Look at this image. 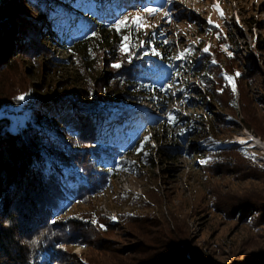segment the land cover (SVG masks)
I'll return each instance as SVG.
<instances>
[{
  "label": "rangeland",
  "instance_id": "obj_1",
  "mask_svg": "<svg viewBox=\"0 0 264 264\" xmlns=\"http://www.w3.org/2000/svg\"><path fill=\"white\" fill-rule=\"evenodd\" d=\"M155 1L151 7L159 11L152 16L144 7L119 16L118 21L129 16L137 38L114 59L128 67L140 64L149 52L163 56L155 59L176 68L167 82L168 96L162 98L166 102L140 104L154 123L134 152L120 157L131 163L130 171L116 172L62 216L95 224L87 248L70 240L59 245L64 264H264V0ZM22 8L26 17L35 14ZM137 14L144 18L141 29L130 23ZM54 59H70L73 66ZM206 69L215 96L204 85ZM83 70L78 55L68 50L50 49L35 58L22 54L0 73V104L22 95L25 102L55 93L80 103L86 95L91 103L101 91L120 90L105 81L109 71L99 62L88 73V84ZM118 95L110 96L114 104H124ZM108 100L96 105L110 104ZM7 112L14 128L28 118L21 107L1 109L0 116ZM170 113L189 122L169 130L162 122ZM246 134L263 149L242 144L239 137ZM145 136L149 141L144 142ZM141 144L147 151L137 154ZM160 148L177 152L160 159ZM151 158L156 168L147 165Z\"/></svg>",
  "mask_w": 264,
  "mask_h": 264
},
{
  "label": "trees",
  "instance_id": "obj_2",
  "mask_svg": "<svg viewBox=\"0 0 264 264\" xmlns=\"http://www.w3.org/2000/svg\"><path fill=\"white\" fill-rule=\"evenodd\" d=\"M155 2L0 0V73L12 68L22 54L35 58L50 49L68 50L78 55L87 84L92 81L88 73L99 62L109 71L106 76L110 80L105 81L120 89L101 91L99 99L91 103L86 95L80 96L84 102L80 103L55 93L52 98L30 97L25 102L0 104V111L21 107L28 116L17 128L12 127L9 112L0 116V264H64L60 244L65 246L70 240L87 248L94 238V223L73 218L65 221L62 216L113 179L116 172L130 171L131 163L120 157L134 152L154 123L139 106L144 101L165 103L167 82L176 70L164 65L163 59H155L163 56L151 52L140 64L124 67L123 63L122 68L111 69L119 64L114 57L121 52L123 36L130 37L129 48L137 38L131 26L117 32L113 25L122 12L148 8ZM22 4L36 15L26 17ZM153 44L165 48L164 43ZM54 61L73 66L70 59ZM206 70L204 85L215 96L216 91L209 87L213 83L211 70ZM117 92V100L124 104H114L110 96ZM105 97L110 104L96 105ZM170 114L175 119L169 122L168 114L162 122L169 130L189 122L177 113ZM176 152L160 148L156 155L169 160ZM146 163L156 168L153 158ZM37 239L38 245L34 243Z\"/></svg>",
  "mask_w": 264,
  "mask_h": 264
},
{
  "label": "snow or ice",
  "instance_id": "obj_3",
  "mask_svg": "<svg viewBox=\"0 0 264 264\" xmlns=\"http://www.w3.org/2000/svg\"><path fill=\"white\" fill-rule=\"evenodd\" d=\"M168 2L171 3L172 0H168ZM215 7H216V10L218 12H220L219 6L217 5ZM144 11L147 12V14L149 16H152L155 13H157L159 11V9L152 8V7H148V8H145ZM220 14H221V16H223V13L222 12H220ZM167 15H168V13L165 12V16H167ZM129 21H130L129 16L125 15L122 19H120L117 23H115L113 25V27L116 29L117 32H120V30L122 28H128L130 26ZM208 22H209V24L212 23V21H211L210 18H209V21ZM130 23H131V25H134L136 29H141V28L144 27V18L140 14H137L135 17H132L131 18V22ZM215 27H219V25H215ZM92 35L95 36L96 34L93 33ZM129 39H130V37L128 35H124L123 36L122 43L120 45V51L121 52H125V53L128 52L129 45H128L127 42L129 41ZM204 51L207 52L208 51V48H205ZM129 62H131V59H129ZM213 63H215V61H213ZM112 66L114 68H120L121 67L120 64H114ZM236 76L238 77L239 76V73H236ZM225 79H227L229 81H232L233 77L225 75ZM171 87H172V85H169V90L171 89ZM233 91H235V85L234 84H233ZM17 99L20 100V101H22V100L25 99V96H23V95L22 96H19ZM168 119H169V122H171V121H173L175 119V117L172 116L171 114H169ZM149 139H150V137L145 136L144 137V142L149 141ZM142 150H143V144H141V146L137 149V151L139 152V151H142ZM145 155H147V153H145ZM101 227H103V226H101Z\"/></svg>",
  "mask_w": 264,
  "mask_h": 264
},
{
  "label": "bare ground",
  "instance_id": "obj_4",
  "mask_svg": "<svg viewBox=\"0 0 264 264\" xmlns=\"http://www.w3.org/2000/svg\"><path fill=\"white\" fill-rule=\"evenodd\" d=\"M240 138V142L242 144H248L255 149H263V147H260V143L254 139V137H252L250 134H246L243 137H239ZM240 145V143H239Z\"/></svg>",
  "mask_w": 264,
  "mask_h": 264
}]
</instances>
